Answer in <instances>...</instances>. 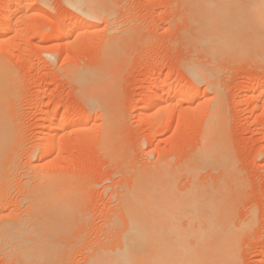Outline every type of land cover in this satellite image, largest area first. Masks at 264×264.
I'll return each instance as SVG.
<instances>
[{
    "label": "rangeland",
    "instance_id": "rangeland-1",
    "mask_svg": "<svg viewBox=\"0 0 264 264\" xmlns=\"http://www.w3.org/2000/svg\"><path fill=\"white\" fill-rule=\"evenodd\" d=\"M11 1L0 0L2 23L10 28L0 39L9 97L0 111L7 134L0 146V228L11 222L29 235L14 240L0 229V264H40L21 253L44 248L45 240L52 253L44 264H93L119 249L124 205L164 167L176 191L194 182L227 196L232 208H224L239 229V264H264V93H255L264 87V10L252 11L264 0H209L218 11H205L203 0H107L109 13L97 20L64 0ZM209 23L240 27V41L233 48L216 43L204 34ZM69 28L78 32L60 31ZM187 64L209 77L194 80ZM86 73L105 76L109 90L82 89L85 82L76 77ZM162 81L186 87L192 99L164 93L166 105L142 111L144 94L159 95ZM57 117L69 123L60 128ZM78 124L86 125L79 133ZM51 125L57 128L45 155L38 151ZM212 138L229 163L205 159ZM48 188L70 204L69 230L59 235H42L43 218L32 211Z\"/></svg>",
    "mask_w": 264,
    "mask_h": 264
},
{
    "label": "bare ground",
    "instance_id": "bare-ground-1",
    "mask_svg": "<svg viewBox=\"0 0 264 264\" xmlns=\"http://www.w3.org/2000/svg\"><path fill=\"white\" fill-rule=\"evenodd\" d=\"M7 1L12 2L11 0H7ZM22 2H25L24 4L27 5V1L24 0ZM64 2L81 16L92 20L100 19L101 17L107 16L109 13V6L107 4V0H64ZM28 4L30 3L28 2ZM200 5H202V8L205 11L217 10L215 7L217 5L212 4L209 0H203V3H201ZM218 9H221V6H218ZM260 10H264V5L260 4L258 7H254L252 11L258 12ZM2 14L0 13V39H2V37H4V34L7 33L6 31L7 27L5 28V26L2 23L4 19L2 17ZM262 16H264V14ZM9 25L8 27H10ZM220 25H225V23H219L213 25L209 23V26L204 28V34L206 36L209 35V37L218 44H222L230 48L235 47L240 41V39H238L240 38L242 31L240 27L237 28L235 26L228 27L229 23L227 24L226 27H217ZM91 28L93 29V27ZM91 28H87V29L91 30ZM60 31H62V33L66 35H70V33L72 34L74 30L69 28V29H60ZM76 31H74V33ZM43 37L46 38L47 36L46 37L43 36ZM1 42L2 40H0V43ZM7 43L8 42H6V44ZM2 46L5 47L4 45ZM5 64L2 60H0V111L3 108H5V106H7V98H9L7 97V92H6L8 74L6 71ZM187 70L189 73L188 75H190V77L193 78L194 80H198L200 78H203L204 76L209 77V74L203 68L197 65H188ZM76 78L78 79L79 82H82V84L83 82H85L82 85L83 87L82 89H84V87L88 90L91 89V91L92 89H95L96 92L97 89L99 91V85L103 84V86L101 85L102 88L104 86L105 87L108 86V85H104L107 83L105 76L86 73V74H79ZM105 87L104 89L108 91L109 88L107 87L105 88ZM157 87H158L157 89L160 90L159 95L156 94L157 92L155 93L153 89H152L153 91L149 89L146 91V94H144L145 95L144 99L142 97L143 99V104L141 106L142 111H145L148 108L160 107V105H162L161 98L163 97V96L160 97V95H163L164 93L167 94V96L171 95L173 99L174 96L176 97V95H179V97L182 95L183 96V98L181 97L182 99L188 98L189 100L190 97L192 99V92L189 91V89H186V87L185 88L182 87V85L171 86L170 83L169 85H165L162 81L161 84ZM255 93L261 95L262 93H264V87L262 86L260 88H257L255 90ZM106 94H108V92ZM171 96L170 98H172ZM193 97L195 98L194 95ZM98 99H99L98 101H101L100 98ZM103 102L106 103L107 101H103ZM92 103L90 105H92ZM97 103L94 104L96 105ZM164 104L162 106H164ZM103 105L106 106V104ZM219 105L220 103L215 106V109L210 117L211 120L207 126L208 127L207 131L210 135L215 133L214 131L216 127L215 125H213V121L216 120L215 116L218 117L217 112L218 109L220 108ZM104 106L103 108L105 109ZM109 114L106 113V115ZM159 117L162 119L160 115ZM60 118H62V116ZM107 118H111V117L107 116ZM4 121L6 120L0 112V146L7 139V134L6 131L4 130V124H3ZM68 121L69 120L67 117L65 119L63 117V119L61 120H59L58 118L57 120L58 123L56 122L53 123H56L57 125H59V127L60 126L64 127L67 125ZM219 124L221 123L219 122L218 126ZM57 125L54 126L51 125L49 127H46L47 129L46 131H48L47 133H49L48 138L47 140H45V142L43 139L44 143L42 142L43 145L40 147V151H38L39 153L45 154L50 149L49 147H51L52 144L54 143L52 133L55 129V126L57 128ZM85 127L86 125L84 124H80V125L78 124V126L76 125L75 127L76 132L79 133V131H82ZM1 151L2 150L0 148V152ZM204 156L206 160H209L210 162L216 164H225L227 161V154L222 144L218 140L213 138L206 141ZM227 163L229 162L227 161ZM141 178L142 177L140 176L139 179ZM151 179L150 180L148 179L149 182L144 179L146 182L143 181L145 183L140 184V188L138 187L139 188L138 193L130 197L128 202L124 205L125 213L127 215V225L122 234L123 235V239H121L123 240L121 243L122 245H120L119 249L116 248L117 250L115 251L113 250V252L111 253L107 252L106 254L101 255L100 257L97 258V260L93 261V264H239L240 263L236 251V239H238L236 237H239L238 234L239 229L234 228L235 226L233 227L232 226L233 224H231L230 222L231 220L229 221L228 219V215H231V212H228L229 208L227 209L224 208V205L229 203V202L226 203V200L228 198L227 199L225 198L227 196L223 197L222 195H220L221 192L216 191L217 189L216 190L211 188L210 190L201 189V187H199V185H196L194 182L191 185L189 184L190 186H188L187 189L185 190L181 189V191H176L172 186L173 183L171 181V174L169 170L166 169V167L158 170L154 178L152 180ZM229 185H231V183ZM230 192L228 191L229 195ZM133 194L134 193H132V195ZM38 196L37 198L40 201H37V203H35L36 204L34 205L35 208L32 211H34L33 213L34 216H39L43 218L44 225L41 229L43 233L42 235H59V233L62 232L61 230L64 231V229L66 230V228L69 227L68 224H66L67 221L66 216L70 212V204L65 198L66 195L64 196V194L61 195L59 192L57 193V190H55V188H53L52 190L48 188L47 192L45 193L41 192L39 193ZM231 205H232V201H231ZM231 205L229 203L227 207L229 206L231 207ZM225 209L227 210L228 213L226 212ZM65 224L68 227H66ZM245 224H244V228H246ZM0 229H1V233L4 234L3 236L6 235L14 240L19 239L18 235H29L28 233H25L20 227H18L17 225L11 222H6L2 224ZM39 246L44 248L35 249L34 247H32L26 249L21 253L22 256L27 260L37 261V263L40 264L46 263L51 257L52 250L49 249L51 248V244H49L48 240H45Z\"/></svg>",
    "mask_w": 264,
    "mask_h": 264
}]
</instances>
